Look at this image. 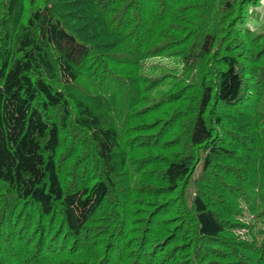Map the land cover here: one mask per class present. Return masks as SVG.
Here are the masks:
<instances>
[{
	"label": "trees",
	"instance_id": "obj_1",
	"mask_svg": "<svg viewBox=\"0 0 264 264\" xmlns=\"http://www.w3.org/2000/svg\"><path fill=\"white\" fill-rule=\"evenodd\" d=\"M260 1L0 0V264H264Z\"/></svg>",
	"mask_w": 264,
	"mask_h": 264
},
{
	"label": "rangeland",
	"instance_id": "obj_2",
	"mask_svg": "<svg viewBox=\"0 0 264 264\" xmlns=\"http://www.w3.org/2000/svg\"><path fill=\"white\" fill-rule=\"evenodd\" d=\"M251 9H253V13L249 16L248 20L250 26L264 25V0H261L259 4L252 6ZM262 29L264 28H258L257 30L262 31ZM173 61L174 60L171 58L164 57L148 58L142 63L141 72L153 77L162 76L166 73L172 72L171 70L175 64Z\"/></svg>",
	"mask_w": 264,
	"mask_h": 264
}]
</instances>
